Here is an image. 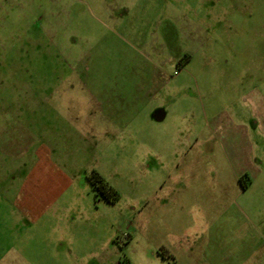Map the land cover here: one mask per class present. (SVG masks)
I'll return each instance as SVG.
<instances>
[{"label":"rangeland","instance_id":"rangeland-1","mask_svg":"<svg viewBox=\"0 0 264 264\" xmlns=\"http://www.w3.org/2000/svg\"><path fill=\"white\" fill-rule=\"evenodd\" d=\"M18 257L264 264V0L0 1V264Z\"/></svg>","mask_w":264,"mask_h":264},{"label":"crops","instance_id":"crops-1","mask_svg":"<svg viewBox=\"0 0 264 264\" xmlns=\"http://www.w3.org/2000/svg\"><path fill=\"white\" fill-rule=\"evenodd\" d=\"M100 113H103L102 110L100 111ZM165 118H166V112L163 109H157L151 115V119L156 121V122H162ZM182 238L183 239L179 240L180 247H178V249L177 248L175 249V247H174V249L172 248V250H171L172 253H168L167 257L166 256H161V254L159 252H158L157 256L158 257H162L163 261H165L168 258H170V259H173L172 262H174L176 260V258L181 257V256L184 257L187 254L191 253L192 247L190 246V244L188 246H186V244H185V242H186L185 236H182ZM12 263L13 264H26V262L23 261L22 259H20L19 257H18V259L12 261Z\"/></svg>","mask_w":264,"mask_h":264},{"label":"trees","instance_id":"trees-1","mask_svg":"<svg viewBox=\"0 0 264 264\" xmlns=\"http://www.w3.org/2000/svg\"><path fill=\"white\" fill-rule=\"evenodd\" d=\"M96 190L110 203L118 201L117 191L109 185V183L100 175H94V179H90Z\"/></svg>","mask_w":264,"mask_h":264}]
</instances>
